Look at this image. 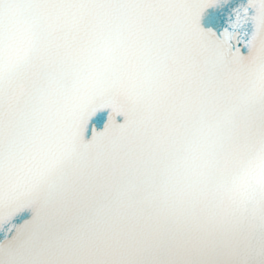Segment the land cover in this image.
Instances as JSON below:
<instances>
[{"label": "snow or ice", "instance_id": "obj_1", "mask_svg": "<svg viewBox=\"0 0 264 264\" xmlns=\"http://www.w3.org/2000/svg\"><path fill=\"white\" fill-rule=\"evenodd\" d=\"M0 264H264V0H0Z\"/></svg>", "mask_w": 264, "mask_h": 264}]
</instances>
